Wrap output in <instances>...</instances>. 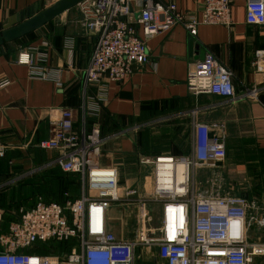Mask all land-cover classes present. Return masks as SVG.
<instances>
[{"label":"built area","instance_id":"1","mask_svg":"<svg viewBox=\"0 0 264 264\" xmlns=\"http://www.w3.org/2000/svg\"><path fill=\"white\" fill-rule=\"evenodd\" d=\"M135 1L138 10L134 18L131 0H81L75 6L81 27L97 36L83 82L100 85L98 102H104L108 83H120L134 65L148 63L145 42L152 37L177 24L192 37L199 26L232 24L234 0H204L199 17L179 12L172 3ZM245 22L264 26V0H247ZM262 61L264 51H256L253 65L259 68ZM43 62L42 57L33 61L29 53L18 58V63L28 66L30 79H53ZM54 82L61 87L58 79ZM6 85V80L0 81V88ZM185 86L195 98L215 95L228 101L237 99L231 72L209 55L190 66ZM259 92L246 89L243 96L256 99ZM96 109L97 105L93 111ZM58 112L51 137L37 146L57 153L55 164L62 172L78 175V196L63 205L38 199L31 209L19 208L16 220L0 232V264H136L139 249L152 247L160 264H264V242L248 240L251 222L264 229L263 219L248 217L254 204L242 196L219 195L218 172L206 179V190L197 185L200 171L212 169L214 173L225 160L222 125L194 122L188 157L142 158L140 164L152 169V190L149 195H136L119 187L116 169L102 166L106 140L99 127L93 124L88 131L82 128L75 132L73 111L64 108ZM127 205L136 207L139 221L132 241H123L109 224L110 211ZM151 205L157 206L159 214L154 228L147 223ZM3 216L0 210V229ZM72 239L76 246L66 253L30 252L39 244Z\"/></svg>","mask_w":264,"mask_h":264},{"label":"crops","instance_id":"2","mask_svg":"<svg viewBox=\"0 0 264 264\" xmlns=\"http://www.w3.org/2000/svg\"><path fill=\"white\" fill-rule=\"evenodd\" d=\"M57 1L0 0V33L4 23L15 15L25 13L24 20H27L31 17L27 15L30 9H35V14H38ZM159 1L174 4L183 14L199 17L204 0ZM246 2L247 0L233 1L230 27L199 26L192 37L181 24H177L147 40L145 45L148 63L134 65L131 74L122 82L108 83L103 103L97 101L100 85H85L83 82V71L97 36L81 27L77 7L15 41L3 43L0 46V81L6 80L8 85L0 88V148L3 149L0 156V205L9 201L5 188L11 187L16 192L28 187V183L42 182L44 187L50 184L52 189L61 184L56 179V174L65 179H74L76 186L74 184L73 187H76L78 195L79 177L59 169L55 164V151L41 150L37 146L39 142L51 137L52 122L59 117L58 110L65 108L73 111L72 126L75 132L82 128L88 131L96 124L106 140L105 144L110 142L116 147L114 151L120 155L132 151V143L121 138L135 134L136 142H144L145 132L155 125L163 128L164 133L159 130V137H164V143L171 136L177 140L175 142L185 144L178 146L179 144L173 143L169 147L165 145L163 152H150V156L143 158L188 157L191 153L194 122L209 126L222 125L226 157L222 163L221 181L226 182L227 179L234 185V192L225 196L246 195L247 200L255 206L248 212V217L262 219L264 61L259 68L253 65V61L256 51H264V26L245 22ZM137 10V2L131 0L130 12L133 18ZM135 28L141 37L139 28ZM22 53H29L33 61L42 57L44 62L41 65L54 78L30 79L28 66L18 63ZM207 55L231 72L237 96L234 101L215 95L195 98L187 92L185 79L188 69ZM54 79L59 80L61 87L55 85ZM252 88L259 89L257 98L244 97V91ZM95 105L97 109L93 111ZM193 111H196L194 116ZM101 164L110 167L102 157ZM140 167L142 178L144 169L145 172L146 169L150 172L152 190L151 167ZM207 171L210 172L207 180L217 172L213 173L212 169ZM123 185L131 188L133 183L127 180L121 185L122 188ZM135 189L138 190L136 187ZM30 199L31 197L27 198ZM258 205L262 209L259 211L260 215ZM0 210L5 215L2 207ZM110 227L115 229L112 225ZM254 227L256 230L262 229L251 222L248 229L250 241H256L250 237V230ZM135 237L136 233L132 239L120 238L132 241ZM153 249L147 248L144 252L150 253L153 264H160L156 248L154 255ZM138 252L140 254L141 250Z\"/></svg>","mask_w":264,"mask_h":264},{"label":"rangeland","instance_id":"3","mask_svg":"<svg viewBox=\"0 0 264 264\" xmlns=\"http://www.w3.org/2000/svg\"><path fill=\"white\" fill-rule=\"evenodd\" d=\"M159 125H155L153 128H150L148 132H145V139L144 142H136L134 137L135 134H129L124 136L121 139H127V141L132 143V151H129L127 153H117V151H114L116 148L115 146H112L110 142L104 143L102 146V159L103 161L108 164V166L116 169L118 171L117 173V181L119 186L124 184L125 182L130 181L133 183V185L138 189L136 190L135 187L132 185L131 188L124 187L126 185H123L124 193L126 190H129L133 194H140L141 192L146 193L149 195L151 191V182H150V172L148 173L147 169L145 172V169L143 171V175L145 177L142 178L140 176L139 170L141 165H140V160L145 157V156H150V152H155V154H158V152H163L164 146L167 145L168 147L170 144H179L178 146H184V142H175L177 140H174L171 138V136H168L166 139V143L162 141L163 136H161V139L159 137L160 131H162L163 128H159ZM161 126V125H160ZM162 127V126H161ZM162 133H164L162 131ZM137 135V134H136ZM105 146V147H104ZM123 154V155H122ZM140 165V166H139ZM222 166L217 170L218 174L221 173ZM149 174V175H148ZM210 176V172L207 170H202L198 173V187H200L201 190H206L208 187L206 184V179L207 177ZM223 174L219 175V185L217 183L216 185V191L220 192L219 195L225 196L228 194H232L234 192L233 189V184L230 183L227 179L226 182L221 181L222 180ZM227 177V176H226ZM225 178V176H224ZM210 186V185H209ZM134 188V189H133ZM20 191L14 192V195H17ZM256 199V197H254ZM136 207L132 205H127L125 207H122L117 210H111L109 213V224L114 225L115 229L113 230L114 233L118 236H122L123 238H128L132 239L134 238V235L137 231L139 221L136 218ZM262 210L260 209L258 205V214L260 215L259 211ZM260 218V217H259ZM264 221V217H261ZM148 225L152 228L158 226L159 224V214H158V209L156 205H151L148 211ZM4 225V224H2ZM6 228V227H5ZM250 230V237L253 240L260 241L261 243L264 241V230L259 229L256 230V228H251ZM5 230V229H4ZM261 230V231H260ZM249 234V233H248ZM152 254L154 255L155 252V247H153ZM141 250V253L139 252L136 253V256L138 258V261L136 264H153L151 261V256L149 254H145L144 248L139 249ZM143 252V253H142ZM153 259V258H152Z\"/></svg>","mask_w":264,"mask_h":264},{"label":"trees","instance_id":"4","mask_svg":"<svg viewBox=\"0 0 264 264\" xmlns=\"http://www.w3.org/2000/svg\"><path fill=\"white\" fill-rule=\"evenodd\" d=\"M55 177L61 184H59L58 187L55 186L52 189H50V184L44 187V185L41 184L42 182H34L28 183V187H24L20 190L19 193H17V195H14L15 191L11 190V187L5 188L4 191H7L9 201L7 203H4L3 205H0V207L4 209V213L6 212L3 216L4 225H2L0 232L4 231L9 222L16 220V214L19 208L31 209L32 207H34L38 199H41L44 203L54 202L59 205H63L66 200H73L78 196L75 187L76 181H74V179H65L63 177L57 176V174L55 175ZM74 184L75 186L73 187ZM70 187L72 188L69 189ZM28 197H31V199L27 200ZM72 246H76L75 239L62 243L48 242L45 244H39L35 246V248L30 252L38 255L48 254L50 252L66 253Z\"/></svg>","mask_w":264,"mask_h":264},{"label":"water","instance_id":"5","mask_svg":"<svg viewBox=\"0 0 264 264\" xmlns=\"http://www.w3.org/2000/svg\"><path fill=\"white\" fill-rule=\"evenodd\" d=\"M80 1L81 0H58L53 5L38 14H35V9H30L27 12V15L31 17L27 20H24L25 13L15 15L10 20H7L3 25L2 32L0 33V46L3 43L15 41L22 36L29 34L46 22L72 9ZM190 47L192 49L191 42ZM242 197L247 199L246 195H242Z\"/></svg>","mask_w":264,"mask_h":264}]
</instances>
